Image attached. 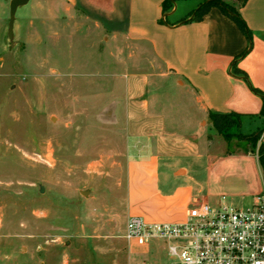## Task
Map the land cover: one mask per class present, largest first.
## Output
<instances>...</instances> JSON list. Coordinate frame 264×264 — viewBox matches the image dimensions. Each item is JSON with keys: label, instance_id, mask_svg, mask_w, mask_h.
<instances>
[{"label": "rangeland", "instance_id": "1", "mask_svg": "<svg viewBox=\"0 0 264 264\" xmlns=\"http://www.w3.org/2000/svg\"><path fill=\"white\" fill-rule=\"evenodd\" d=\"M202 1L179 0L177 13ZM45 16L33 26L15 19L10 31L9 0H0V264H167L162 240L125 237L130 121L148 100L167 129L192 132V95L148 48L105 39L80 13ZM128 72L147 73V85L131 93ZM234 119L230 141L210 114L201 128L230 150L253 137L259 153L263 127L241 131ZM147 249L150 260L135 259Z\"/></svg>", "mask_w": 264, "mask_h": 264}, {"label": "crops", "instance_id": "2", "mask_svg": "<svg viewBox=\"0 0 264 264\" xmlns=\"http://www.w3.org/2000/svg\"><path fill=\"white\" fill-rule=\"evenodd\" d=\"M165 1L29 0L19 17L17 8L16 19L33 26L45 13H80L105 39L124 40L141 52L148 48L165 73L192 95L198 110L186 118L192 132L167 129L164 115L152 112L157 106L148 100L140 102L142 116L134 112L130 121L129 216L180 223L201 202L216 205L224 198L230 204L248 202L239 206L247 207L264 191L258 153L246 147L230 150L227 142L206 138L201 128L210 113H236L242 116V130L264 131V97L252 89L264 95V0H224L236 6L248 33L218 6L194 18V5L178 14L179 0L166 11ZM134 55L129 60L142 59ZM127 75L131 93L147 85V73ZM148 252L134 257L150 260Z\"/></svg>", "mask_w": 264, "mask_h": 264}, {"label": "built area", "instance_id": "3", "mask_svg": "<svg viewBox=\"0 0 264 264\" xmlns=\"http://www.w3.org/2000/svg\"><path fill=\"white\" fill-rule=\"evenodd\" d=\"M125 237L140 246L162 240L167 264H264V191L247 207L224 198L216 205L201 202L180 223L131 215Z\"/></svg>", "mask_w": 264, "mask_h": 264}, {"label": "trees", "instance_id": "4", "mask_svg": "<svg viewBox=\"0 0 264 264\" xmlns=\"http://www.w3.org/2000/svg\"><path fill=\"white\" fill-rule=\"evenodd\" d=\"M176 1L177 0H166L164 10L166 11V10L172 8V5ZM213 6L220 7L226 14L230 15L233 19H235V21L240 25V27L248 33V28H247L245 22L238 15L237 10L235 8L231 7L229 3H226L223 0H204V1H202L198 5L196 10L193 12L194 18L201 17L205 12H207ZM244 76H245L246 80L248 81L247 75H244ZM252 89L256 93H258L264 97V95L259 90L255 89L253 87H252ZM210 116L213 118L214 126L219 131L223 132L226 139H228L229 141L232 139V136H233L232 130L234 129V127H236V119H234V118H238V124H239L240 130L242 131V116H240L239 114H236V113H210ZM239 140L243 141L244 139H239ZM246 140H247V142H246L247 146L245 149L246 152L255 153L256 151L254 148V144L257 141V139H255L253 137H249ZM258 155H259L260 164H261L262 169H263V177H264V148L261 149V151L258 153Z\"/></svg>", "mask_w": 264, "mask_h": 264}, {"label": "water", "instance_id": "5", "mask_svg": "<svg viewBox=\"0 0 264 264\" xmlns=\"http://www.w3.org/2000/svg\"><path fill=\"white\" fill-rule=\"evenodd\" d=\"M29 0H11L10 2V31L13 29L14 21L16 19V11L19 6L25 5ZM86 194V191L83 192Z\"/></svg>", "mask_w": 264, "mask_h": 264}]
</instances>
